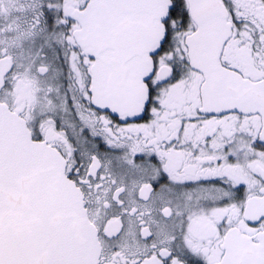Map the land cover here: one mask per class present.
<instances>
[{
	"label": "snow or ice",
	"instance_id": "snow-or-ice-1",
	"mask_svg": "<svg viewBox=\"0 0 264 264\" xmlns=\"http://www.w3.org/2000/svg\"><path fill=\"white\" fill-rule=\"evenodd\" d=\"M0 264H264V0H0Z\"/></svg>",
	"mask_w": 264,
	"mask_h": 264
}]
</instances>
